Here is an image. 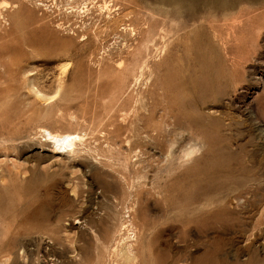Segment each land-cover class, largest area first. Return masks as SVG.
Instances as JSON below:
<instances>
[{
    "label": "rangeland",
    "instance_id": "374dc122",
    "mask_svg": "<svg viewBox=\"0 0 264 264\" xmlns=\"http://www.w3.org/2000/svg\"><path fill=\"white\" fill-rule=\"evenodd\" d=\"M0 264H264V0H0Z\"/></svg>",
    "mask_w": 264,
    "mask_h": 264
},
{
    "label": "bare ground",
    "instance_id": "6f19581e",
    "mask_svg": "<svg viewBox=\"0 0 264 264\" xmlns=\"http://www.w3.org/2000/svg\"><path fill=\"white\" fill-rule=\"evenodd\" d=\"M44 132V141L47 143L46 146L52 148V150L49 151V155H52V158L53 156H59L66 164L74 165L76 158L71 153H74L75 141L79 140V137L76 134H52L48 131ZM70 154L75 158L74 160L72 157H70Z\"/></svg>",
    "mask_w": 264,
    "mask_h": 264
}]
</instances>
